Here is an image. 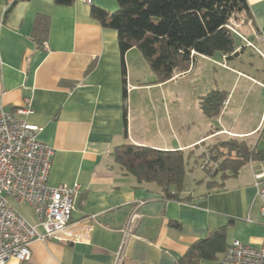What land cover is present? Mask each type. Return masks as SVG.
Wrapping results in <instances>:
<instances>
[{"label":"crops","instance_id":"1","mask_svg":"<svg viewBox=\"0 0 264 264\" xmlns=\"http://www.w3.org/2000/svg\"><path fill=\"white\" fill-rule=\"evenodd\" d=\"M13 1L0 0V105L16 112L30 102L32 114L21 117L40 128L37 140L54 151L48 184L77 183L71 222L92 226L86 243L32 242L31 264H112L120 231L135 208L140 219L122 264H177L190 245L219 229L225 231L226 245L232 240L261 244L264 218L253 173L264 171V114L255 129L245 130L237 114L224 121L226 102L216 118L220 128L206 131L210 119L203 115L204 129L191 135L189 123L172 115L174 99L165 93L169 82L186 74L196 58L202 70L218 53L194 55L187 72L154 84L141 53L133 48L122 58L116 32L90 16L92 6L115 12V0H75L68 6L53 0ZM246 2L251 24L236 18L238 32L246 29L264 54V0ZM37 23L45 28L41 43ZM239 48L232 58L239 56ZM218 56L222 63L215 64L226 68L223 61L232 58ZM260 85L264 90V80ZM255 132L260 133L257 143L247 144L245 138ZM228 139L244 141L256 156L236 171L225 170L224 178L217 173L196 182L191 191L184 186L178 199H166L155 183H138L112 156L114 148L131 144L197 157L217 140ZM222 255L199 264H218Z\"/></svg>","mask_w":264,"mask_h":264},{"label":"trees","instance_id":"2","mask_svg":"<svg viewBox=\"0 0 264 264\" xmlns=\"http://www.w3.org/2000/svg\"><path fill=\"white\" fill-rule=\"evenodd\" d=\"M21 1L28 0H14L13 4ZM53 1L57 5L68 6L75 0ZM116 2L118 8L115 12L109 13L92 6L90 16L103 28L116 32L122 58L133 48L141 53L155 76L154 84L168 82L176 73L187 72L194 55L212 57L220 53L227 58L236 56L238 47L235 35L227 28L229 20L238 18L247 23L251 19L246 0ZM37 25V40L41 43L45 28L40 27L39 23ZM227 98L228 93L212 90L199 98V109L207 119H216ZM124 121L126 123V111ZM214 148L227 150L217 171L221 173V178H224L225 170L236 171L256 156L244 141L236 139L221 140ZM112 156L138 183H155L166 199H178L184 189L185 153L182 151H161L127 144L114 148ZM226 247L224 229L210 232L190 245L177 264H199L202 260H214L216 255L224 253Z\"/></svg>","mask_w":264,"mask_h":264},{"label":"built area","instance_id":"3","mask_svg":"<svg viewBox=\"0 0 264 264\" xmlns=\"http://www.w3.org/2000/svg\"><path fill=\"white\" fill-rule=\"evenodd\" d=\"M83 2L91 4V0ZM250 24L251 20H248L247 25ZM227 28L245 41L247 46L254 47L238 32L235 18L229 20ZM254 38H258L255 33ZM259 53L264 61V54ZM30 114L32 110L29 101L24 109L16 112L8 111L0 105V264L10 260L17 264H31L32 242L55 239L64 244L86 243L92 231V226L86 222H71L74 197L79 192V185L48 184L54 151L37 140L40 128L21 117ZM215 158L210 150L202 149L199 158L195 160L197 168L207 172L209 177H214L220 163ZM253 185L259 212L264 218L262 169L253 173ZM11 201L27 205L35 214L36 224H31L19 214ZM139 219L140 215L135 208L120 231L121 242L114 253L112 264H122L124 261L126 248L134 237L133 231ZM218 264H264V236L258 247L232 240Z\"/></svg>","mask_w":264,"mask_h":264},{"label":"rangeland","instance_id":"4","mask_svg":"<svg viewBox=\"0 0 264 264\" xmlns=\"http://www.w3.org/2000/svg\"><path fill=\"white\" fill-rule=\"evenodd\" d=\"M116 2V0H115ZM117 5V2H116ZM241 35L245 40L249 41L254 47L247 46L245 41L235 40L239 48V56L225 60L226 68H221L215 62L222 61L217 57L215 61L206 64L200 70V58H196L191 69L181 77L169 82L166 86L168 95L173 96L172 115L174 117H183L191 127V135H196L204 129L202 122L207 121L199 109V98L212 90H223L229 93L227 106L225 110L224 121H231L236 114L243 129H255L261 121L264 114V90L260 83L264 80V63L260 56L263 53L260 47L252 41L246 29L242 30ZM200 71L202 72L200 74ZM256 72H259L256 74ZM238 73L240 75H238ZM167 83V82H166ZM225 110L223 112H225ZM209 126L206 131L220 128L217 119H210ZM226 127V126H225ZM228 128V127H226ZM260 133L255 132L253 135L245 138L247 144L254 145L257 143ZM220 138H226L221 135ZM221 141V140H220ZM219 140H217V143ZM217 143L215 145H217ZM211 146L210 152L215 156L222 155L221 159L227 154L224 148H214ZM197 157L188 156L185 153V176L184 186L188 191L196 187V182L210 180L207 172H203L197 168ZM196 160V161H195ZM12 206L30 223L36 222L33 211L25 204H17L11 201Z\"/></svg>","mask_w":264,"mask_h":264}]
</instances>
